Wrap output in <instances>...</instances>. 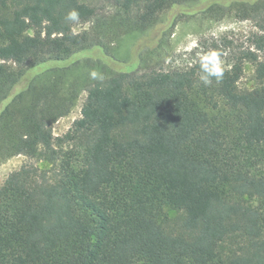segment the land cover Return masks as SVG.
<instances>
[{
  "label": "trees",
  "instance_id": "obj_1",
  "mask_svg": "<svg viewBox=\"0 0 264 264\" xmlns=\"http://www.w3.org/2000/svg\"><path fill=\"white\" fill-rule=\"evenodd\" d=\"M192 1L261 33L219 82H200L199 61L154 67L161 42L132 69L110 57ZM104 2L115 10L0 0V164H40L0 185V264H264V0ZM76 22L91 26L74 33ZM82 92L81 117L55 137Z\"/></svg>",
  "mask_w": 264,
  "mask_h": 264
},
{
  "label": "rangeland",
  "instance_id": "obj_2",
  "mask_svg": "<svg viewBox=\"0 0 264 264\" xmlns=\"http://www.w3.org/2000/svg\"><path fill=\"white\" fill-rule=\"evenodd\" d=\"M96 7L101 12L115 10L112 4L104 0H83ZM209 1H192L169 9L161 15L159 24L144 33H132L124 36L110 46L109 54L113 60L128 63L125 69L136 66L139 54L154 49L159 42L163 47L153 60V65L159 70L174 71L191 68L202 53L216 50L221 53L223 69H229L247 50H253V37L260 35V31L252 20H241L235 12L221 15H211L207 12ZM175 25L171 27L172 23ZM91 26L90 22H76L73 24V32L80 33ZM33 34V32H30ZM99 54V52H96ZM93 53H86L89 57ZM152 65V62H151ZM244 71L239 85L242 88L252 85L254 66L243 62ZM82 69L74 72L79 75ZM86 92L79 95L75 107L70 114L60 118L52 127L55 137L65 135L73 122L81 117V108L86 100ZM68 147V146H67ZM66 147V148H67ZM70 148V145H69ZM35 164L27 157L19 155L10 158L0 164V185L9 174L17 171L24 165ZM171 227H178V214L170 212Z\"/></svg>",
  "mask_w": 264,
  "mask_h": 264
},
{
  "label": "clouds",
  "instance_id": "obj_3",
  "mask_svg": "<svg viewBox=\"0 0 264 264\" xmlns=\"http://www.w3.org/2000/svg\"><path fill=\"white\" fill-rule=\"evenodd\" d=\"M69 21H78L79 13L76 10H72L66 17ZM200 76L199 80L205 86H209L213 82V78L219 82L223 77V62L221 60V53L216 50H210L209 52L202 53L199 58ZM93 79L98 78V74L91 73ZM102 78V77H101Z\"/></svg>",
  "mask_w": 264,
  "mask_h": 264
}]
</instances>
